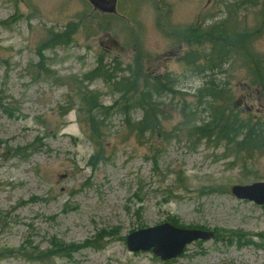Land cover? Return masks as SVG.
Masks as SVG:
<instances>
[{"label":"rangeland","instance_id":"obj_1","mask_svg":"<svg viewBox=\"0 0 264 264\" xmlns=\"http://www.w3.org/2000/svg\"><path fill=\"white\" fill-rule=\"evenodd\" d=\"M115 10L0 0V264H264V208L230 192L264 183V147L195 134L209 121L196 96L208 72L185 63L207 52L197 29L226 21V45L250 34L212 78L232 120L263 123L264 0H116ZM98 66L104 76L87 80ZM142 107L158 125L130 133L123 112L137 123ZM90 117L103 121L95 142ZM164 223L215 238L167 262L127 250L129 234Z\"/></svg>","mask_w":264,"mask_h":264},{"label":"trees","instance_id":"obj_2","mask_svg":"<svg viewBox=\"0 0 264 264\" xmlns=\"http://www.w3.org/2000/svg\"><path fill=\"white\" fill-rule=\"evenodd\" d=\"M225 26H227V22L221 21L219 23L212 24L207 28L197 29L194 34L195 37H198V39H200L199 41H197V43H199V46H202V49L207 50V52L204 53L200 58L199 57L197 58L195 56V60L191 59V56H188L187 60L185 61L187 65H193L194 70H198L202 66L201 74H203L204 76L208 72V76H206L208 77V81L204 82L203 87L200 90H198L196 96L198 97L199 105H200V101H203L204 104H206L209 108H211L208 109L209 121L205 124L199 125L197 128H194L196 131L195 134L199 132L198 134L206 138L209 136L211 131L214 130V133L219 132L220 137H222L223 139H230L229 137L231 136L236 137L239 134L243 135V140L241 142H236L235 148L238 151H247L251 153L252 151H255L257 149H262L264 147V135H263L264 122L261 123L250 120L238 121L237 117L232 120L230 114H227L228 112L222 110V107L219 102L222 101L224 98L223 97L224 84L223 83L216 84V82L212 78L214 74V70L223 67V65L227 64L233 58V54L239 53L232 48L234 41L236 42L237 46L240 47L242 44L241 38L242 39L248 38L251 35L232 33L234 34V38L232 39L231 44L226 45L221 40H219V38L224 37L225 34L227 36L228 34H230V32L227 30ZM54 41L55 39L51 40V45H57V44H52L55 43ZM47 44H50V42H48ZM251 61L253 65L255 61H253L252 59ZM249 62H250V58H246L245 66L248 70L252 67L249 64ZM196 63H200L201 66L198 68V66H196ZM218 74H223V73L219 71ZM103 76L104 75L100 71V66H98L86 77V79L92 81L94 79L102 78ZM258 82H259L258 76L256 75L250 76L247 85L252 84L256 86L258 85ZM144 86L147 87L148 90L154 89L155 92L157 91V88H153L149 86L148 80L146 81L144 80ZM207 100H209V102ZM148 107H149V111L152 112L151 107L150 106ZM88 109H90L88 111L90 113L91 111H95L96 109H99V107L93 105L91 107H88ZM142 109H143L142 119L139 122L133 124H131L127 120L129 118V112L127 111L123 112V114L126 117L125 120L126 128L130 133H136L137 135H142L146 131H154L156 129L158 125V122L156 121V115L151 117L149 115V112L146 110V107H142ZM225 116L227 118H224ZM90 122H89L90 136L91 139L95 142V137L100 133L101 123H103V121L102 120L94 121L93 118L90 117ZM84 247H94V246L89 244L75 246L74 248L70 246L68 248V251L74 252ZM68 251L66 250V252Z\"/></svg>","mask_w":264,"mask_h":264},{"label":"water","instance_id":"obj_3","mask_svg":"<svg viewBox=\"0 0 264 264\" xmlns=\"http://www.w3.org/2000/svg\"><path fill=\"white\" fill-rule=\"evenodd\" d=\"M99 12L114 14L116 0H86ZM231 194L240 201H247L256 206L264 207V183L236 185L231 188ZM215 238L212 231L191 230L174 227L164 223L155 227L141 229L129 234L126 248L131 253L151 252L162 262L178 258L185 248L197 241H210Z\"/></svg>","mask_w":264,"mask_h":264}]
</instances>
